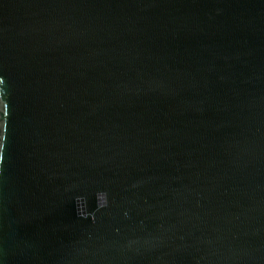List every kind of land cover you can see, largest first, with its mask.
<instances>
[{
  "label": "water",
  "instance_id": "obj_1",
  "mask_svg": "<svg viewBox=\"0 0 264 264\" xmlns=\"http://www.w3.org/2000/svg\"><path fill=\"white\" fill-rule=\"evenodd\" d=\"M0 264H264V0H0Z\"/></svg>",
  "mask_w": 264,
  "mask_h": 264
}]
</instances>
